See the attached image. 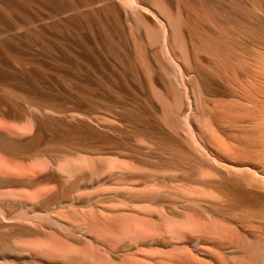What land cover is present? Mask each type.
Returning <instances> with one entry per match:
<instances>
[{"label":"rangeland","instance_id":"374dc122","mask_svg":"<svg viewBox=\"0 0 264 264\" xmlns=\"http://www.w3.org/2000/svg\"><path fill=\"white\" fill-rule=\"evenodd\" d=\"M168 1L24 0L56 33L0 68V264H264V0Z\"/></svg>","mask_w":264,"mask_h":264},{"label":"bare ground","instance_id":"6f19581e","mask_svg":"<svg viewBox=\"0 0 264 264\" xmlns=\"http://www.w3.org/2000/svg\"><path fill=\"white\" fill-rule=\"evenodd\" d=\"M68 1V0H67ZM161 2L163 0H160ZM166 2H169L168 0H165ZM40 4H42L41 1H39ZM4 7H0V68H6L7 66H13L14 64L11 63L12 61L9 60L8 55L9 54H15V55H21L24 51V49H28L30 48V39L27 37V34H25L24 32H21L20 30L15 28V23L16 22H23V23H30V22H35L37 23L35 26L29 28L30 32H34V33H38V32H44V33H49V34H55L56 32H52L49 29H47V27H44V25L40 24L39 21L37 20V17L35 15V13H33L31 7L26 4L24 2V0H4ZM66 3V2H65ZM98 5V4H97ZM96 5V6H97ZM99 6V5H98ZM97 6V7H98ZM101 6V5H100ZM93 7L91 9H89V12H93V11H98V9H100V7ZM117 9V8H116ZM121 9V8H120ZM86 10V9H85ZM120 13H122V10L120 11ZM168 16L173 19V20H178V18L181 16V13L179 11H176L175 14L173 15L171 13V11H167ZM31 24V23H30ZM155 27L161 31V38L163 40V42L165 43V45L168 48H171L173 46V37H174V28L173 26H169L168 24L163 27L162 25H159L158 23H154ZM66 33V32H65ZM68 34V32H67ZM185 38V36H184ZM184 44V42H183ZM33 42L31 44L32 47ZM37 46V45H36ZM33 48V47H32ZM35 49V47H34ZM29 50V49H28ZM38 50V49H37ZM31 51H34L33 49ZM29 55V54H28ZM38 55V54H37ZM27 56V55H26ZM10 57V56H9ZM23 57V55H22ZM25 57V56H24ZM33 57V56H32ZM36 58V57H35ZM40 60V59H39ZM31 61V60H29ZM185 68V67H184ZM190 68V67H189ZM186 73L190 72V70L188 68H185ZM197 76V75H196ZM18 88V87H17ZM219 94L224 96V93L220 92ZM9 98V97H8ZM222 99V98H221ZM228 99V98H227ZM226 99V100H227ZM10 100V99H9ZM228 103V102H227ZM259 102H257V106H258ZM3 106V105H2ZM226 106V105H225ZM26 113L27 110H26ZM28 116V115H26ZM29 116L27 118H31V122L33 125L34 130L36 131L37 135L39 136L40 133V122L37 116L31 114L29 112ZM253 117L251 114H246L243 117V121L245 123L246 126L251 127L255 122H253ZM256 117V116H255ZM254 117V120H255ZM42 118V117H41ZM43 119V118H42ZM261 120V119H260ZM66 122V121H65ZM260 122V121H259ZM257 124V123H255ZM74 126V125H73ZM243 126V125H242ZM259 129V128H257ZM33 130V129H32ZM45 131V130H44ZM248 133V132H247ZM36 135V136H37ZM261 135V131L259 130V136ZM37 138V137H36ZM35 141V140H34ZM13 157V156H12ZM58 157L60 158L61 155H58ZM54 161V160H53ZM57 162V161H56ZM58 163V162H57ZM113 166V165H112ZM110 164H106L105 165H100L99 167H101V169L103 168L104 170H108L110 172V170H113L114 168L112 167ZM117 166V165H115ZM59 168V167H58ZM94 168V167H92ZM90 168V169H92ZM38 169V168H37ZM61 171L62 169V165H61ZM73 169V168H72ZM84 170H89L90 169L87 166H83ZM42 170V169H41ZM97 170H99L98 168L96 169V173ZM106 170V171H107ZM33 171V170H32ZM64 171H67V173H69V170L67 168H65ZM72 171V170H71ZM79 171V170H78ZM94 171V170H93ZM59 172V171H58ZM91 172V171H90ZM94 172V173H95ZM101 172V171H100ZM112 172V171H111ZM66 173V172H65ZM95 173V175H97ZM127 173V172H125ZM91 174V173H90ZM93 174V173H92ZM106 176V175H105ZM202 176V175H201ZM24 177V176H23ZM74 177V176H73ZM107 179V178H106ZM63 182V181H62ZM142 182V181H141ZM150 183V182H149ZM145 184V183H144ZM77 184H72L71 186H69V188H67L68 192L70 193L72 191V188H74V186ZM154 185V184H153ZM164 187V186H163ZM146 188V187H145ZM159 190V189H158ZM154 191V190H153ZM131 192V191H130ZM44 193V192H43ZM147 193V192H146ZM150 194V193H149ZM152 194V193H151ZM182 194V193H181ZM18 195V194H17ZM193 195V193H192ZM11 197V196H10ZM22 198V197H21ZM34 198V197H33ZM148 198V197H147ZM220 198V197H219ZM13 199V197H12ZM182 199V198H181ZM31 200V199H30ZM185 200V199H184ZM211 200V199H210ZM214 200V199H213ZM216 200V199H215ZM214 200V201H215ZM220 200V199H219ZM15 201V200H14ZM23 201V200H22ZM208 201V200H206ZM33 202V201H32ZM142 202V201H141ZM131 204V203H130ZM34 205V204H33ZM23 208V207H22ZM21 208V209H22ZM44 209V208H43ZM12 210V208H9L7 211L8 216L10 215L9 212ZM118 211V210H117ZM115 211V213L117 212ZM126 211H128L126 209ZM123 212V211H122ZM134 213V212H133ZM139 214V213H138ZM195 215V214H194ZM7 216V217H8ZM153 216V215H152ZM135 218V217H134ZM62 219V218H61ZM141 236V235H140ZM209 241V240H208ZM150 243V242H149ZM211 244V243H210ZM224 244V243H222ZM146 245V244H145ZM200 245V244H199ZM149 246V245H148ZM206 248V247H205ZM204 248V249H205ZM208 250V249H207ZM206 250V251H207ZM210 250V249H209ZM222 250V249H221ZM226 251V250H225ZM61 255V254H60ZM62 257V256H61ZM63 257H65L63 255ZM66 258V257H65ZM68 259V258H66ZM78 259V258H77ZM81 260V259H80ZM86 261V260H85ZM84 261V262H85ZM75 263V261L73 262ZM104 264V263H103Z\"/></svg>","mask_w":264,"mask_h":264}]
</instances>
